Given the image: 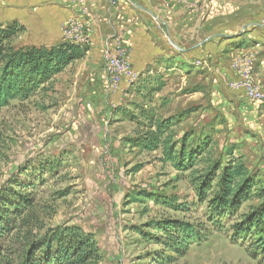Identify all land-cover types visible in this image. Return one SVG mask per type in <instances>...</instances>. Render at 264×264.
Listing matches in <instances>:
<instances>
[{"label": "rangeland", "instance_id": "rangeland-1", "mask_svg": "<svg viewBox=\"0 0 264 264\" xmlns=\"http://www.w3.org/2000/svg\"><path fill=\"white\" fill-rule=\"evenodd\" d=\"M174 2L181 18L168 30L147 13L172 57L157 58L141 73L121 43L125 54L113 79L110 58L116 45L103 42L98 53L105 76L87 80L92 90L65 76L69 69L78 71L74 65L29 99L0 109V201L15 191L28 192L39 221L29 218V225L18 224L0 239L8 257L20 255L27 235L78 225L95 235L102 264H262L249 256V240H234L232 231L260 199L214 218V225L191 170H177L163 160L161 148L144 150L136 141L155 131L157 123L170 121L176 124L169 130L174 141L186 134L191 146L202 149L195 169L241 159L255 189L264 188V0ZM12 22L24 27L12 45L51 46L73 38L66 39L65 21L57 32L53 23L48 25L52 29H37ZM53 29L54 34L47 33ZM93 37L84 36L88 50L83 58ZM251 90L261 97L253 99ZM163 219L209 230L205 240L178 256L158 242L162 233L148 226ZM138 229L159 239L143 238Z\"/></svg>", "mask_w": 264, "mask_h": 264}, {"label": "trees", "instance_id": "trees-1", "mask_svg": "<svg viewBox=\"0 0 264 264\" xmlns=\"http://www.w3.org/2000/svg\"><path fill=\"white\" fill-rule=\"evenodd\" d=\"M23 30L24 27L17 22L0 26V109L14 100L29 99L71 63L83 58L88 50L86 45L69 41L51 46L12 45L11 40ZM191 112L180 113L175 118L180 120ZM168 122L157 123L155 131H149L145 138L136 141V145L148 151L161 148L163 160L172 163L179 171L191 170L197 196L208 204L210 221L214 225L218 222L213 221L214 218L237 213L245 202L260 199L261 203L236 222L232 231L234 240H249L246 247L249 256L264 264V188L255 189V179L241 159L233 158L225 165L221 161L209 162L205 169H195L196 156L202 155V149L191 146L186 134L181 141H174V131L169 130L176 124ZM150 196L159 200L157 195ZM29 218L39 222L28 192L15 191L11 196L3 197L0 201V239L16 230L18 224H28ZM148 226L162 233L160 240L155 233L150 235L149 231L142 229L137 232L143 238L153 236L178 256L205 240V230H209L199 223L169 219L154 221ZM30 237H25L22 252L17 258L8 257L0 243V264H102L95 235L78 225L49 228L41 235ZM173 254L167 259L171 260Z\"/></svg>", "mask_w": 264, "mask_h": 264}, {"label": "crops", "instance_id": "crops-1", "mask_svg": "<svg viewBox=\"0 0 264 264\" xmlns=\"http://www.w3.org/2000/svg\"><path fill=\"white\" fill-rule=\"evenodd\" d=\"M134 1L140 4L139 0ZM140 1L145 3L142 6L157 14L166 28L179 24L181 14L174 0ZM147 20V13L138 9L130 0H0V24L18 21L37 29L41 28L40 25L51 29L54 27L57 32L60 30L57 28L65 21V32H78L80 24L82 36H94L87 56L71 63L66 69L75 65L78 71L71 73L69 69L68 74L65 72V76L69 75L70 81H77L78 86L79 82L88 86L85 89L90 87L87 80L93 75L100 78L105 76L101 68L104 66L103 60L98 53L103 42L112 45L122 43L130 49L141 73L155 64L157 58L173 56L174 53L166 49L165 37L155 27L156 23H148ZM51 23L53 27L48 26ZM54 30H47V33L54 34ZM74 39L81 44L88 42L83 38Z\"/></svg>", "mask_w": 264, "mask_h": 264}, {"label": "built area", "instance_id": "built-area-1", "mask_svg": "<svg viewBox=\"0 0 264 264\" xmlns=\"http://www.w3.org/2000/svg\"><path fill=\"white\" fill-rule=\"evenodd\" d=\"M77 31L78 32H75V31H68V32H65L66 33V39H69V38H84V36L81 35V31H79L81 27L80 24H78V27H77ZM115 53L111 56L110 58V67L112 68V78L115 79L117 77L116 75V70L117 68L119 67L118 63H119V59L120 57H123V55L125 54V49L124 47L121 45V43H118L116 44L115 46V49H114ZM261 93L257 92V91H254V90H251L250 91V96L253 98V99H259L261 97Z\"/></svg>", "mask_w": 264, "mask_h": 264}, {"label": "water", "instance_id": "water-1", "mask_svg": "<svg viewBox=\"0 0 264 264\" xmlns=\"http://www.w3.org/2000/svg\"><path fill=\"white\" fill-rule=\"evenodd\" d=\"M138 9L145 11L146 13L150 14L152 17H154L155 19L159 20L160 22L163 23V21L156 15V13H154L152 10H150L147 7H144L138 3H136L134 0H130ZM170 41L173 43V41L171 40V38L169 37ZM177 48H179L177 45H175Z\"/></svg>", "mask_w": 264, "mask_h": 264}]
</instances>
